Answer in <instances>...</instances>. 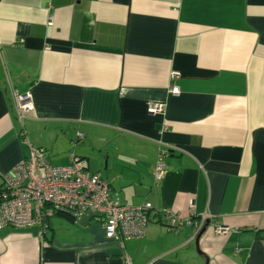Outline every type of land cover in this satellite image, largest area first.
I'll return each instance as SVG.
<instances>
[{
    "label": "crops",
    "instance_id": "0c3cea01",
    "mask_svg": "<svg viewBox=\"0 0 264 264\" xmlns=\"http://www.w3.org/2000/svg\"><path fill=\"white\" fill-rule=\"evenodd\" d=\"M31 147L153 209L122 242L92 215L0 228V264H264V0H0V188Z\"/></svg>",
    "mask_w": 264,
    "mask_h": 264
},
{
    "label": "built area",
    "instance_id": "2783aa9c",
    "mask_svg": "<svg viewBox=\"0 0 264 264\" xmlns=\"http://www.w3.org/2000/svg\"><path fill=\"white\" fill-rule=\"evenodd\" d=\"M179 77L177 71L171 74V80ZM171 93L179 95L176 86ZM15 103L20 121L27 119L34 109L31 92L15 94ZM164 105L153 103L149 113L160 115ZM80 139L83 133H78ZM169 152L160 149L154 172V179L159 183L167 173L166 159ZM71 164L54 167L48 161V153L44 149L30 148L28 158L21 160L3 176L0 188V228L13 226L19 228L40 227L41 233L47 222L57 211L70 214L76 221L87 215H95L105 229L106 237L122 242L123 240L141 239L145 235L149 222L151 203L132 207L115 200L108 183L99 174L90 173L86 163L74 154L70 155ZM170 220L172 226L178 224L193 225V218L182 220L170 211L162 212ZM210 220L202 216L196 223L200 230ZM218 232L227 234L229 229L219 227ZM125 264H131L126 254Z\"/></svg>",
    "mask_w": 264,
    "mask_h": 264
},
{
    "label": "trees",
    "instance_id": "16d2710c",
    "mask_svg": "<svg viewBox=\"0 0 264 264\" xmlns=\"http://www.w3.org/2000/svg\"><path fill=\"white\" fill-rule=\"evenodd\" d=\"M107 183H108V182H107ZM108 185H109V183H108ZM109 188H110V185H109ZM110 190H111V188H110ZM54 215H63V216H67V217L73 219L74 221H76L75 218H74L73 216H71L70 214H68V213H66V212L57 211V212H55V213L53 214V216H54ZM53 216H51V217H53ZM92 216H93L94 219H97L95 215H92ZM49 219H50V218H49Z\"/></svg>",
    "mask_w": 264,
    "mask_h": 264
},
{
    "label": "water",
    "instance_id": "95a60500",
    "mask_svg": "<svg viewBox=\"0 0 264 264\" xmlns=\"http://www.w3.org/2000/svg\"><path fill=\"white\" fill-rule=\"evenodd\" d=\"M207 227H204L202 230H201V233L199 234L198 238H197V246L199 244V241L200 239L202 238V236L205 234V232L207 231L206 229ZM207 264V263H206Z\"/></svg>",
    "mask_w": 264,
    "mask_h": 264
},
{
    "label": "rangeland",
    "instance_id": "374dc122",
    "mask_svg": "<svg viewBox=\"0 0 264 264\" xmlns=\"http://www.w3.org/2000/svg\"><path fill=\"white\" fill-rule=\"evenodd\" d=\"M104 162H105V158H103ZM57 166V165H56Z\"/></svg>",
    "mask_w": 264,
    "mask_h": 264
}]
</instances>
